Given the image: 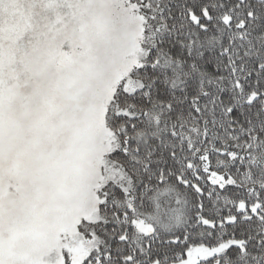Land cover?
<instances>
[{"label": "snow or ice", "instance_id": "snow-or-ice-1", "mask_svg": "<svg viewBox=\"0 0 264 264\" xmlns=\"http://www.w3.org/2000/svg\"><path fill=\"white\" fill-rule=\"evenodd\" d=\"M0 264H264V0H0Z\"/></svg>", "mask_w": 264, "mask_h": 264}]
</instances>
